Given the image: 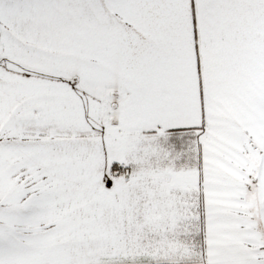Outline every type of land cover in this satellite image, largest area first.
<instances>
[{
  "label": "snow or ice",
  "instance_id": "1",
  "mask_svg": "<svg viewBox=\"0 0 264 264\" xmlns=\"http://www.w3.org/2000/svg\"><path fill=\"white\" fill-rule=\"evenodd\" d=\"M0 264H264V0H0Z\"/></svg>",
  "mask_w": 264,
  "mask_h": 264
}]
</instances>
